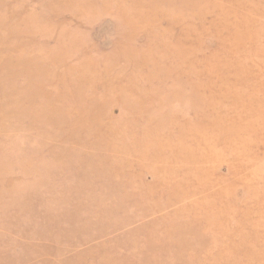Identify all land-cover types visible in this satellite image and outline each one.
Segmentation results:
<instances>
[{
  "label": "rangeland",
  "instance_id": "1",
  "mask_svg": "<svg viewBox=\"0 0 264 264\" xmlns=\"http://www.w3.org/2000/svg\"><path fill=\"white\" fill-rule=\"evenodd\" d=\"M0 264H264V0H0Z\"/></svg>",
  "mask_w": 264,
  "mask_h": 264
}]
</instances>
